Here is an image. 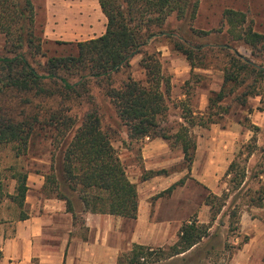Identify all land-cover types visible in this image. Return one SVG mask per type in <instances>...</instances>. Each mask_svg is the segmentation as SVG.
Listing matches in <instances>:
<instances>
[{"label": "trees", "instance_id": "trees-1", "mask_svg": "<svg viewBox=\"0 0 264 264\" xmlns=\"http://www.w3.org/2000/svg\"><path fill=\"white\" fill-rule=\"evenodd\" d=\"M99 3L108 19L105 33L77 42L74 53L48 55L43 50L44 40L37 32L33 0H0V34L6 37V53L0 55V145L13 143L18 154L25 155L39 123L53 129L57 152L52 156L51 171L45 175L43 189L47 198L64 200L75 221L76 194L83 204L82 212L137 219L139 211L137 184L129 179L112 143V130L103 124L102 110L91 85L98 84L102 88L132 139L162 138L172 147H181L188 170L192 169L197 152V139L191 128L221 122L230 112L232 103L246 105L250 97L262 95L264 88V63L259 64L237 51L227 53L222 68L224 81L219 91L210 94L206 112L196 114L188 109L182 116L184 123L165 126L171 78L163 71L159 52L145 51L144 47L154 36L164 34L172 49L186 56L192 70L212 67L210 53L202 50L203 46L194 45L176 29H166L168 18L173 14L179 20L192 23L200 0H99ZM224 19L230 42H242L254 52L264 54V33L254 29L245 12L226 8ZM194 30L198 34H210ZM139 53L143 54L140 65L145 72L144 80L129 73L120 86H116L115 75L128 71L132 58ZM43 57L45 61L38 60ZM261 59L264 62V57ZM83 99H89L90 104L78 124L73 109L75 102ZM49 101L55 104L43 105ZM251 129L253 136L242 145L226 172L236 188H240L247 176L240 156L245 153L251 156L258 147L259 126L251 123ZM165 172V169L150 170L143 179ZM1 180L0 175V195L3 194ZM27 181L28 174L20 173L16 194L12 196L21 208L29 190ZM184 183L182 178L168 191ZM255 193L252 205L263 206L264 186ZM213 197L219 199L217 195ZM206 204L211 208L212 220L226 205L224 201L215 206L211 196ZM27 217L29 214L23 212L20 219ZM231 217L236 218L235 230H238L239 211H233ZM210 228L211 223L197 219L185 222L173 245L155 250L134 244L132 250L119 257L118 264H146L149 259L159 262L175 258L200 244L210 235ZM241 245L242 242L237 247Z\"/></svg>", "mask_w": 264, "mask_h": 264}, {"label": "rangeland", "instance_id": "rangeland-1", "mask_svg": "<svg viewBox=\"0 0 264 264\" xmlns=\"http://www.w3.org/2000/svg\"><path fill=\"white\" fill-rule=\"evenodd\" d=\"M33 2L37 13V32L44 40L43 50L48 55L74 53L77 42L98 37L106 31L108 19L99 0H66V2L54 0L50 10L47 7V0H33ZM226 8L245 12L248 22L254 29L264 33V0H200L196 18L192 23L188 20H179L174 14L168 18L167 30L176 29L194 45L203 46L202 50L209 51V60L212 64L210 68L197 67L192 70L186 56L173 50L164 34L154 36L144 47L145 51L159 52L163 71L171 78V92L167 95L169 111L165 117V126H177L178 122L184 123L185 119L182 116L188 109L195 111L196 114L206 112L210 94L213 91H219L224 81L222 68L227 58L225 54H234L237 51L259 64L264 63L261 59L264 54L260 51L254 52L242 42H230L227 39L228 26L224 19ZM194 29L209 31L210 34H198ZM5 53L6 37L0 34V55ZM142 57V53L135 55L131 60L130 69L115 75L116 86H120L129 73L136 79L144 80L145 72L140 65ZM38 60L45 61V58H38ZM262 85L264 86V82ZM91 87L94 98L102 110L103 124L107 129L112 130L110 132L112 143L129 179L143 181V175L149 171L141 172L140 170L141 148L150 138L132 139L127 126L120 121L114 105L104 95L102 88L98 84ZM261 92L262 95L250 97L246 105L232 103L230 112L224 115L221 122L213 123L209 127H192L199 150L196 152L192 169L185 168L183 160L182 163L165 169L167 172L159 174L161 181L157 191L149 195L147 192L144 193L149 211L150 209L153 211L155 206H159L158 202H161V211L169 214V218L160 217L161 219L178 220L179 224L193 219L206 224L211 223L210 235L187 253L159 262L149 259L150 261L148 260L146 264H221L242 242V236L236 239L240 234L239 229L235 230L236 218L231 217V213L239 211L241 216L244 210L254 206L252 198L257 195L256 190L264 186V88ZM89 99H83L74 104L73 113L79 119L78 124L89 109ZM54 104V101L43 103L46 107ZM251 123L259 126V130L256 131L258 147L253 155L248 156L245 153L240 156L247 176L240 188H236L229 182L231 175L228 176L226 172L242 145L248 143L253 136ZM54 133L50 126L39 123L34 129L25 155H19L13 143L0 145V175L3 183V194L0 195V226L9 219L20 218L23 212L29 214L30 209L26 201L21 208L12 198L16 194L18 176L20 173H27V183L30 177L36 178L38 175L43 176L46 181L45 175L51 171L52 167V156L57 152L54 146ZM174 150L182 149L177 146ZM174 170L183 171L177 181L184 178L185 183L179 185L183 187L177 186L169 192L168 188L172 183L168 176ZM31 182L35 184L30 192L33 198L46 197L44 185L39 188L37 180L31 179ZM136 184L139 189L138 183ZM214 195H217L219 199L213 197ZM208 196L215 200V206H218L219 202L226 203L215 220H212L211 208L206 204ZM177 197L188 200L185 202L193 208L188 215L178 217L177 211L172 214V210H168L171 208V201L174 203ZM196 198L198 200L195 202ZM74 202L77 221L83 224L85 221L83 214L86 212L81 211L83 204L78 194L75 195ZM197 202L199 204H196ZM189 206L186 207V211L190 210ZM159 248L154 247L155 250Z\"/></svg>", "mask_w": 264, "mask_h": 264}, {"label": "crops", "instance_id": "crops-1", "mask_svg": "<svg viewBox=\"0 0 264 264\" xmlns=\"http://www.w3.org/2000/svg\"><path fill=\"white\" fill-rule=\"evenodd\" d=\"M47 4L50 10L54 0H47ZM174 149L164 139H147L141 148V172L170 169L182 163L183 151ZM182 174L183 171L179 170L170 172V183H176ZM159 177L158 174L143 181L133 178L132 181L139 187L137 219L83 212V224L78 223V218L75 221L64 200L41 196L34 199L30 192L35 184L31 179L37 180L39 188L45 180L40 175L30 177L26 199L29 217L9 219L0 226V264H118L119 257L132 250L134 244L153 249L155 246L173 245L178 240L182 223L161 219L169 218V214L161 211V202L155 206L156 209L149 211L144 194L157 191L161 181ZM176 199L168 208L172 214L177 211L176 216H186L193 210L187 204L188 200ZM239 234L236 239L243 237L241 247L234 248L221 264H264V205H254L242 212ZM245 237L247 240H244Z\"/></svg>", "mask_w": 264, "mask_h": 264}]
</instances>
